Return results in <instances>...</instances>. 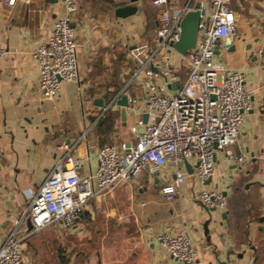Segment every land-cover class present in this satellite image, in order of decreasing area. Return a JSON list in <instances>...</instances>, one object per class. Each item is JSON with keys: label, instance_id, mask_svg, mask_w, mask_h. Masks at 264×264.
I'll use <instances>...</instances> for the list:
<instances>
[{"label": "crops", "instance_id": "1", "mask_svg": "<svg viewBox=\"0 0 264 264\" xmlns=\"http://www.w3.org/2000/svg\"><path fill=\"white\" fill-rule=\"evenodd\" d=\"M85 1L97 8L91 11L79 4L74 17L79 79L65 82L61 95L48 99L40 89L34 51L52 33L62 2L0 0V41L6 49L0 59V244L57 163L62 154L59 144L78 142L73 153L81 159L80 173L85 176L96 170L103 145L134 140L133 119L128 111L127 119L122 118L116 98L136 66L128 56V50L140 44L133 43V37L140 35L143 44L154 46L162 7L153 0H138L135 14L117 17L116 8L131 0ZM177 1L182 6L189 0ZM197 2L210 10L212 0H193V7ZM232 7L238 25L231 42L234 48L220 42L216 56L244 72L245 87L252 95L253 107L246 112L233 145L235 152L245 153L246 160L237 164L217 151L215 173L205 183L193 160L183 163L185 180L172 201L163 193V186L175 177L172 164L159 172L144 170L134 181L91 197L80 223L72 228L58 222L31 232L32 221L26 218L19 233L24 237L23 264H32L27 250L36 232L54 228L72 241L95 238L85 263L75 261L69 256L73 252L63 247L57 252L60 264H160L170 258L158 239L162 232L189 235L199 264H264V58L259 54L264 41V0H232ZM172 58L181 66L182 83L187 68L184 74L178 51ZM146 88L141 82L130 86L128 93L142 98ZM236 188L245 197L238 196ZM202 189L223 192L226 206L204 207L194 197ZM112 223L119 236H110L111 245L102 244Z\"/></svg>", "mask_w": 264, "mask_h": 264}, {"label": "built area", "instance_id": "2", "mask_svg": "<svg viewBox=\"0 0 264 264\" xmlns=\"http://www.w3.org/2000/svg\"><path fill=\"white\" fill-rule=\"evenodd\" d=\"M192 1L178 6L177 0H153L154 5L162 7L154 46L139 44L128 50L136 66L117 98L128 94L133 142L103 145L96 170L85 176L80 173L81 159L73 153L78 142L59 144L62 154L57 163L31 195L26 212L14 218L12 229L0 244V264L24 263V237L19 233L26 218L32 221L31 232L58 222L72 228L80 223L91 197L121 182L134 181L144 170L159 172L167 163L172 164L175 177L163 186L165 197L172 201L185 180L183 163L193 160L198 177L205 183L215 173L217 151L237 164L246 160L245 153L235 152L233 145L239 139L246 112L253 107L252 95L245 87L244 72L226 66L216 56L218 42H232L238 32L232 0H212L210 10L201 15L195 48L181 54L187 66V77L181 83V66L173 62L172 54L181 37L182 19L194 8ZM61 2L63 11L52 33L34 51L40 89L48 99L60 96L64 83L80 76L73 25L79 1ZM5 54L0 41V59ZM141 82L147 84L142 98L128 93L130 86ZM174 83H180L176 89L172 88ZM194 197L206 208H224L227 204V196L216 190L202 189ZM158 239L170 253V258L160 264H199L189 235L162 232Z\"/></svg>", "mask_w": 264, "mask_h": 264}, {"label": "rangeland", "instance_id": "3", "mask_svg": "<svg viewBox=\"0 0 264 264\" xmlns=\"http://www.w3.org/2000/svg\"><path fill=\"white\" fill-rule=\"evenodd\" d=\"M80 7L83 8H90L94 10V8H97L96 6L93 7V3L90 1L85 0H78ZM96 4V3H95ZM136 23H134L135 25ZM139 33V32H138ZM140 36V35H139ZM139 36L133 37V43L138 42L140 44H143L141 42ZM186 64L183 66V73H186ZM131 136V134H130ZM110 229L106 230V237L105 239H101L102 244H109L111 238L110 236H119V234H116V231L114 230V223L111 224ZM50 230V231H49ZM49 230H41L36 232L32 240L30 241V244L28 246L27 250V256L31 260L32 264H60L57 258V252L59 248L67 247V249L72 254H69L71 258L76 257L75 261H78V263L82 262L85 263L86 255L85 253L89 250V245H94L95 238L89 240V239H74V241L71 240L70 237L64 236L60 234L59 229H49ZM56 252V253H55Z\"/></svg>", "mask_w": 264, "mask_h": 264}, {"label": "water", "instance_id": "4", "mask_svg": "<svg viewBox=\"0 0 264 264\" xmlns=\"http://www.w3.org/2000/svg\"><path fill=\"white\" fill-rule=\"evenodd\" d=\"M138 0H131L132 3L117 7L115 14L117 17H127L129 15L135 14L138 11V6L134 4ZM206 12V9L202 7L201 2H197L195 7L190 9L182 19V32L180 39L175 43V49L182 55H186L189 51H192L196 46V41L199 33V25L201 15ZM219 42L217 44V50L219 48ZM225 44L228 47H233L230 41H226ZM216 50V52H217ZM259 54L264 58V41H261L259 46ZM174 88H177V83H174ZM101 102V99H100ZM117 104L122 106V118L127 119V106L129 105L128 96L123 94L119 99H117ZM102 106L104 103L102 102ZM144 119L147 120V114L144 115ZM128 143L127 145H129ZM210 180V179H209ZM215 209V208H213ZM226 213L224 214V216ZM30 222V228H32Z\"/></svg>", "mask_w": 264, "mask_h": 264}, {"label": "trees", "instance_id": "5", "mask_svg": "<svg viewBox=\"0 0 264 264\" xmlns=\"http://www.w3.org/2000/svg\"><path fill=\"white\" fill-rule=\"evenodd\" d=\"M235 192L237 193L238 196H240V197H241V196H242V197H245L244 194H243V192L240 191V189H237V188H236V189H235ZM243 200H245V198H243Z\"/></svg>", "mask_w": 264, "mask_h": 264}]
</instances>
